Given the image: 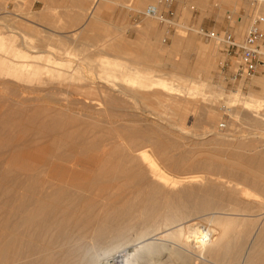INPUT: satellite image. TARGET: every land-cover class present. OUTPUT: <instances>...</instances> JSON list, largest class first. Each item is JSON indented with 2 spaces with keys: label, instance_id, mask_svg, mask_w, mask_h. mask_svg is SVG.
I'll return each mask as SVG.
<instances>
[{
  "label": "bare ground",
  "instance_id": "bare-ground-1",
  "mask_svg": "<svg viewBox=\"0 0 264 264\" xmlns=\"http://www.w3.org/2000/svg\"><path fill=\"white\" fill-rule=\"evenodd\" d=\"M151 1L154 2L138 0L135 3V11ZM222 1L234 5L238 0ZM243 2L246 3L249 13L250 6H254L251 8L253 15L264 16V0ZM94 5L96 6V3ZM147 6L159 10L157 2ZM90 9L91 7L88 10ZM89 19L94 22L96 18L92 15ZM92 22L91 25L94 24ZM245 23V20L240 22V26ZM241 27L240 31L243 30ZM261 29L264 31V25ZM13 35L14 32H10L0 37V86L12 97L0 98V264H107L113 260V264H188L190 260H198L197 264H264V216L258 215L252 229L249 226L250 229L246 228L247 225L245 229H231V218L225 215L216 217V213L207 214L209 211L220 209V206L216 208L214 202L211 203L217 191H220L221 195L223 192L229 200L234 196L237 199L240 195L251 197V188L243 191L237 183L221 181L219 174H215V179H208L205 174L195 176L189 171L193 166L200 167L203 164L211 170L226 169L229 173L245 178L244 180L257 181L260 191L264 194V167L257 170L251 168V163L238 159L236 153L234 158H225L224 155H227L223 154L225 159L222 161L221 155L217 160V155L209 152L204 155L203 152L201 157L204 159L195 162L191 161L193 157L187 159L180 155V152L174 153L178 148L184 147L182 145L185 141L183 144L173 132L176 128H183L172 119L167 121L159 116L165 113L164 111L151 107H169L168 104L159 102L158 97L161 95L171 99V105H176L179 102L172 100L173 98L181 94L186 95L196 87L185 85L184 78L173 74L164 78L157 74V69L139 68L137 66H140V62L134 63L133 67L124 68L120 65V60V64H117L115 59V65L124 70H112L110 55H102L103 58L98 63L93 62L95 71L91 67L90 59H78L75 54L66 53L68 61L48 59L49 65L45 69V75L40 78L42 66L34 62L33 57L41 59L42 56H39V52L38 55L33 52L34 55H26V51L22 50L26 46L22 44L23 38L14 41ZM8 47L17 50L13 57L7 56ZM28 47L27 49L30 48ZM111 48L107 46L109 51ZM261 51L264 57V46ZM114 57H117L116 54ZM66 62L77 65L67 71L61 68L69 66ZM81 65H84V69ZM85 69L87 74L83 72ZM53 81L58 82V88L59 83L70 82L69 85L65 84L67 90L72 82H82L86 88L83 95L79 96L81 98L68 99L65 94V97L61 96L62 92L65 93L62 91L65 85L63 89L59 88L60 91H57L58 88L55 89L57 86L53 87L54 85L53 88L46 87ZM252 81L261 87V94L260 99L255 98V93H251L247 99L245 97L243 102L247 106L264 102V78ZM116 82L121 83V86H116ZM115 93L122 94V98H143L141 106L143 109L145 106L152 108L148 113L157 118L155 122L150 121L148 116H144L142 120L140 116L136 119L135 116H128L131 119L127 122L138 123L139 120L144 125L116 124L114 120L117 119L116 115H119V105L116 107ZM94 95L98 98L94 99ZM145 96L152 97L155 103L144 102ZM235 97L226 102L229 105L227 110L231 112L230 117L233 118L241 110L234 104L237 102ZM42 99L47 102L42 103ZM129 107L130 110L135 109L134 106ZM139 109L141 110L140 107ZM170 110L173 114V110ZM168 111L167 113L170 112ZM122 112L123 110L121 115L124 114ZM208 114L209 121L214 124L218 112L211 110ZM124 116L126 117V113ZM160 121H166L167 126L163 127ZM205 134L209 137L205 143L214 149L223 147L224 150L228 147L240 151V148L248 145L241 140H233V143L228 140L226 143L221 133ZM146 149H149V152ZM184 150L180 149L185 153ZM248 151L251 153L252 150ZM172 152L176 155L171 154ZM45 155L48 156L42 159L45 165L34 163L38 157L45 158ZM56 162H62L69 167L71 177L67 180L64 178V182L55 181L62 180L61 176L58 178L53 174V164ZM81 168L91 171L84 173ZM167 171L179 178L174 179ZM181 171L183 173H179ZM200 175H203L202 179H199ZM199 180L207 199L195 207L191 201L196 191L189 185ZM255 201L258 209L264 214V195H261V200ZM229 206L228 209L231 208ZM192 213L200 217L201 213L209 215L212 225L207 222L208 225H198V217L195 221L194 218L187 220ZM191 220L194 222L188 223ZM240 223L236 228L242 226ZM165 238L169 240L166 242ZM128 245L132 248L131 254L125 251L124 247ZM161 257H164L163 262L159 261ZM103 259L109 260L104 262Z\"/></svg>",
  "mask_w": 264,
  "mask_h": 264
},
{
  "label": "rangeland",
  "instance_id": "rangeland-1",
  "mask_svg": "<svg viewBox=\"0 0 264 264\" xmlns=\"http://www.w3.org/2000/svg\"><path fill=\"white\" fill-rule=\"evenodd\" d=\"M162 1L163 0H154L155 3L157 2V6L159 5L158 8L161 7V10H163V6L161 4ZM171 1H172L171 8L174 11L175 19L173 22V27L171 29H168L166 26L159 24V22L154 19L153 20L147 19L141 16L140 13H142L145 7H147V5H152V3H154L152 1L144 3L141 7L137 8V11H134L136 6L135 3L137 2V0H0V24H1L0 37H2L3 34L8 35L10 34V32H14V35L12 37L14 41L15 40L20 41L21 38H23L22 40L25 43L22 42V44L23 46L26 44V46H24L25 49L23 48V46L21 47L23 48L22 49L23 51H26L25 52L26 55L29 54L38 55L39 52V56H42L43 58L41 57V59H36L33 57V60L34 62L38 63V65L42 66V70L40 72L41 75L40 78H43V76L45 75V69L47 65H49L47 64L48 61L53 59L57 61L58 60L68 61V58L66 57V53L75 54L76 55L75 58L78 59H83V58L90 59L91 67H93L95 71H96V67L94 63H98L103 58V56L110 55L109 59L111 60L110 62L112 63L110 68L115 71L124 70L125 67H133L135 66L134 63L140 62V66L136 65L137 67L142 69L143 68H153L155 70L157 69L159 71V73L157 74L164 78L168 77L169 74H173L174 76L184 78L185 85L196 87L195 89L192 90L193 92L191 90L189 91L190 93L188 92L190 96H188V94L186 95L181 94L179 96H176L172 100H176L179 103L176 105H171L170 104L171 99H169L168 97L167 98L164 97V95H161L162 97L161 96L158 97L159 102L162 101L161 102L162 104L165 105L168 104L169 107L160 106L156 108V106H151L156 110L165 112L163 114H160L159 116L166 118L167 121L172 119L175 124L177 123V125L179 124L178 126L183 128L182 130L176 128V130L173 132L175 134V137L178 138V140L181 139L180 141L182 143L185 141L184 142L185 144L183 143L184 145H182L184 147L178 148L176 150L177 152L174 151V153L178 154V152H180V155H182L184 158L187 159H191L193 157L191 161L194 162L196 160L199 161V159L200 161L204 159V157L203 158L201 157L203 155L202 154L203 152L204 155H208V152L209 154L213 153V155H217L216 156L217 160L221 155L220 158L222 159V161H224L223 159L225 158H234L235 157L234 155L236 153L238 159L243 160L245 162H250L251 168H255L256 170L258 168H263L264 167L263 164L264 163L263 161L264 160V156H263L264 102H258L256 104L247 106L246 103H244L243 101L247 99L251 95V93H255L256 95L255 98L260 99L261 87L257 83H254L252 80L264 78V57L262 56V51H261L260 63L258 64L255 73L250 77L240 78L236 76L238 62H239L238 53L235 51L234 48L231 47L230 43L240 42L245 36L246 31L252 19L256 17H260V16L264 17V16L260 14H254L255 15L254 16L253 15L254 12L251 9L252 7L254 8V6H250L251 11L249 13L246 3H244L243 0L241 1L238 0L234 5L224 3L222 0H171ZM95 3L96 6L94 5ZM90 7L91 9L88 10ZM92 15H94L96 18L94 22L90 21L89 19L90 17H92ZM86 20H89L90 22H87ZM244 20L246 23L241 27L240 22H244ZM91 22L94 24L91 25ZM145 22H147L150 25V27L162 31V32L160 31V34L157 38L150 40L148 34L146 35V33H144L143 27L145 26ZM239 26L243 29L242 31H240ZM5 27L7 29H5ZM12 28L14 29L13 31ZM8 29L9 31L10 30L11 31L9 32ZM199 29H202L204 33L207 34L212 33L213 37L209 39L199 34L198 32ZM235 31L238 32L235 33ZM262 32L264 34L263 29ZM27 46H29L30 48L28 47L29 49H27ZM107 46L112 47L110 51L107 49ZM32 47H35V49H32ZM16 51H17L16 49H10L8 47L6 50V54L8 57H13ZM115 54L117 57H114ZM0 58H2L1 55ZM115 59H117V64H120L121 62L120 65L124 68L122 67L118 68L115 65L116 64ZM28 60H32V59H28ZM122 61L124 64L122 63ZM66 63L69 64V66L67 67L66 65L61 68L67 71H70V69L72 70V68L74 66L76 67L77 65L72 62L71 63L66 62ZM79 65L80 63L78 64V68ZM80 67L84 69V65H81ZM178 67H180V69ZM83 72L84 74L88 73V72L86 73V69ZM37 82L39 83V81ZM69 83L68 82H64L62 84L59 83V88L60 87L61 89L64 88L62 91H65V93L64 92L61 93L62 95L59 93V96L61 95L65 97V95H67L68 97L66 96V98L68 99L81 98L79 96L83 95V92L85 91L86 87L84 88L82 82L81 83L72 82L74 85L70 84L67 90L65 84L69 85ZM57 84L58 82L53 81L51 84H48L46 87L53 88L56 87ZM115 84L116 86H121V83L119 82H116ZM174 84L176 85L177 83L175 82ZM52 85L54 86L52 87ZM78 86L79 89H81V86L83 88L81 90L79 89L77 90ZM57 88L58 86L55 89ZM59 88L57 89V91L61 90V89L59 90ZM74 89L75 91H73ZM4 91L5 90H3V88H1L0 86V93H1L0 98L5 99L7 97L6 99H12L11 95L6 94V91L4 93ZM76 91H80V92L78 93ZM121 96L122 94L115 93L116 107L119 105L117 109L120 115V116L118 114L116 115L117 119L115 118L116 120H114L116 124L125 125L126 123V125H128L130 123L129 126H131L132 124H138L139 126L144 125V123H142L141 121L140 123L139 120L138 123L136 122L132 123L129 121L127 122L128 119L134 118L133 116H135V119L138 118L139 116L140 119L141 118L143 119L144 116L145 117L148 116L150 121L153 120L155 122L157 118L149 115L148 113V110L152 111V108L147 106H145L146 107L145 109L142 108L141 102H143L142 100L143 98L140 99L136 97L135 98L130 97L128 99V97L125 98V96H123L122 98ZM234 96H236L235 99L237 101L234 104H236V107L238 109L241 108V110H239V113L233 118L230 117L231 112L227 110L229 105H227L226 102L228 101L229 98L234 99ZM92 97L94 99L98 98L97 95L96 96L94 95ZM150 98L145 96L144 102L150 101L155 103V100L152 97ZM137 99H140L138 100L139 102L137 101ZM41 101L44 104L47 102L46 99H42ZM119 101L121 103H118ZM181 101H183V103ZM138 103L140 105H138ZM123 105H124V109H123ZM128 105L129 106L131 105V107L132 106L135 107V109L131 108L133 112L130 110V107ZM127 107L129 108V110ZM139 107L141 108V110L139 109ZM119 108L121 109L119 110ZM170 109L173 110L174 112L173 114ZM248 109L250 111L246 112V110ZM122 110H123L122 114L124 113L123 115H121ZM178 110H180V112H177ZM211 110H216V112H218V115L216 114L217 118L215 119L214 124H212L209 121L210 114H208V112H210ZM167 111L169 113H167ZM125 113H126V117L124 116ZM142 113L143 114L146 113V114L143 115ZM128 116L131 118H128ZM181 118H183L184 120ZM124 120L126 122H124ZM175 120L180 122H176ZM165 123L166 121H162V122L160 121V124L163 125V127L167 126V123L166 124ZM221 123L224 124V129L219 128V125ZM243 125L246 127H244ZM205 133H212V134L221 133L226 143L228 140H230L228 141L230 143H233L234 141L237 140H241L243 142H246L248 145H246V147L244 148H240V151L238 149L237 151L236 148H228V147L227 149L225 147L224 150L223 147L221 149L218 148L214 149L213 147H209L205 143V141L209 139L208 135ZM199 139L200 141H198ZM245 148L247 151L252 150L251 153L250 151L248 152L245 151ZM180 149L183 150L185 149L184 150L185 153H183V151H180ZM188 150L189 151L192 150L191 152L193 156L191 155L190 157ZM225 150L227 153L224 152ZM146 151L149 152V149H146ZM229 151L230 153H228ZM253 152L256 153L252 154ZM174 153L172 152L171 154L176 155ZM223 154H226L227 156L224 155L225 157L224 158ZM185 155L186 156L188 155L189 157H185ZM241 156H243V158ZM47 157H48L47 155H45V158L38 157L37 161H34V163L38 165L40 164L45 165V162L42 161V159H46ZM196 157L198 159H196ZM256 157H258V159H256ZM59 163L63 167L61 165L59 166L58 165ZM58 164L57 162L53 164V174L54 175L56 174L58 178L61 176L60 179L62 180H55V181L64 182V178L65 180H67L71 177V175L69 174V169H68L69 167L62 162H58ZM204 165L205 164L201 165L200 167L193 166L189 171H191L195 176L196 175L198 176L199 174H205V177L207 176L208 179H215L216 177L215 174L216 175L219 174L221 178L220 177L218 178H220L221 181L223 182L230 181L232 184L237 183L239 185V188H241V190L243 189V191L246 190V188L247 190L251 188L250 189L251 197H245L243 195H240L238 196L237 199L236 196H234L229 198V200L227 199L228 197H225L223 192H222L223 195H221L220 194L221 192L217 191L215 196H213L211 203L214 202L216 208L220 206V209L218 208V210L215 209L213 211H209L207 214L216 213L214 214V216L216 217L225 215L229 219L231 218L233 222V227L232 225L230 227L231 229H242V228L245 229L246 225H247L246 228L251 227L252 229L253 225L258 220L257 219L258 215L264 216V214L261 213L262 211L258 209L259 207L257 206L256 204L257 202L255 201V200L258 201L261 200V195H264L260 191L261 189L258 186L257 181L255 180L251 181V179L244 180L245 178L242 179L241 176L238 177V175H235V173H231V172L229 173L226 169H224L223 171L219 169L211 170L205 167ZM87 167H91V166H87ZM200 169H202V171ZM66 171L68 173H66ZM90 171L91 170L88 168H81V172L89 173ZM207 172L210 174V176L209 174H206ZM167 173L171 176L173 175L172 177H174V179L176 180L179 178L178 176H176V174L174 175V173L168 171ZM179 173H183V171ZM221 173L223 174L226 173V174L221 175ZM211 174H214V176H212ZM227 174H228V178H227ZM201 176L203 175H200V177ZM231 176H233L232 178L234 179H232ZM202 178L203 177L199 179ZM249 181L251 182L249 183ZM197 182L189 185L191 188H193L196 191L195 196L191 201V204H193V206L195 207L198 206L201 201L207 199L206 198L207 194L204 191H202L204 189L202 183H200V180ZM252 183H254V185ZM200 185L202 187H200ZM244 185L247 187H245ZM252 199L255 202L251 201ZM228 204L231 205L229 206ZM227 206L231 207L232 209L231 208L228 209ZM255 208H257L258 211ZM161 213H163V211H161ZM207 214L204 215V213L203 214L201 213V217H200L198 215H195V213H192L189 216L190 218L188 217L187 220L194 218L193 220L195 221L197 217L198 218L200 217L201 221L198 218L196 220L199 223L198 225H205L207 223L212 225L213 222L209 218V215L207 216ZM205 216H207L208 218L207 217L205 218ZM244 219H246L247 221L245 222ZM249 219L250 221L248 222ZM193 220H191L188 223L194 222ZM233 220H235V222ZM253 220H255V222ZM247 222L250 225L252 223V225L250 226ZM188 223H185V225H187ZM239 223L242 224V226L236 228L237 224ZM168 240L169 239H166V242ZM124 248L127 254L132 253V248L130 245ZM105 259H103V261ZM99 260L102 263L101 258ZM99 260L97 263H99ZM108 260L109 259L105 261ZM159 261L163 262L164 257H161ZM190 261L188 262V264H197L199 262L198 260L197 261L193 260L191 262ZM113 263L114 260L113 262L109 261L107 264H113Z\"/></svg>",
  "mask_w": 264,
  "mask_h": 264
},
{
  "label": "built area",
  "instance_id": "built-area-1",
  "mask_svg": "<svg viewBox=\"0 0 264 264\" xmlns=\"http://www.w3.org/2000/svg\"><path fill=\"white\" fill-rule=\"evenodd\" d=\"M163 10H158L156 7L147 6L145 10L140 13L142 17L154 18L159 24L166 26L168 29L173 27L175 19L174 11L171 8V0H163L161 2ZM264 25V17L254 18L248 30L240 42H231V47L238 53V67L236 76L238 77H250L252 76L258 64L260 63L261 49L264 46V34L261 27ZM199 34L206 38H212L213 34L204 33L202 29H199ZM230 39V38H229ZM220 129H224V124H220Z\"/></svg>",
  "mask_w": 264,
  "mask_h": 264
},
{
  "label": "crops",
  "instance_id": "crops-1",
  "mask_svg": "<svg viewBox=\"0 0 264 264\" xmlns=\"http://www.w3.org/2000/svg\"><path fill=\"white\" fill-rule=\"evenodd\" d=\"M138 1V0H137ZM159 6V5H158ZM161 10V7H159V11ZM135 11V10H134ZM81 16V15H80ZM143 31L144 33H146V35L148 34L150 40H153L154 38H157L160 34V31L155 29V28H152L150 27V25L145 22V26L143 27ZM162 32V31H161ZM149 40V41H150Z\"/></svg>",
  "mask_w": 264,
  "mask_h": 264
}]
</instances>
